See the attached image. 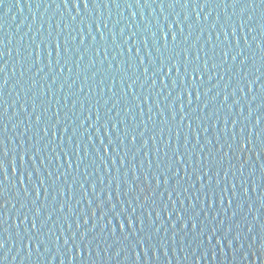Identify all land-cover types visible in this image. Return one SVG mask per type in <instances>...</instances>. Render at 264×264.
<instances>
[{"label": "water", "instance_id": "1", "mask_svg": "<svg viewBox=\"0 0 264 264\" xmlns=\"http://www.w3.org/2000/svg\"><path fill=\"white\" fill-rule=\"evenodd\" d=\"M0 244L264 264V2L0 0Z\"/></svg>", "mask_w": 264, "mask_h": 264}, {"label": "snow or ice", "instance_id": "2", "mask_svg": "<svg viewBox=\"0 0 264 264\" xmlns=\"http://www.w3.org/2000/svg\"><path fill=\"white\" fill-rule=\"evenodd\" d=\"M262 2H264V0H262ZM85 6H87V0H85ZM173 39H175V34H173ZM197 69H194V71H196ZM172 71L171 68L168 69V72L170 73ZM175 83V81H174ZM0 246H2V244H0Z\"/></svg>", "mask_w": 264, "mask_h": 264}]
</instances>
